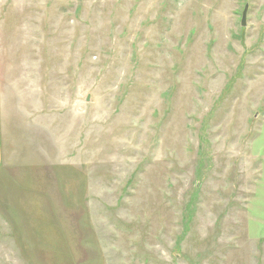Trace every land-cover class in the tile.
<instances>
[{
    "label": "rangeland",
    "instance_id": "rangeland-1",
    "mask_svg": "<svg viewBox=\"0 0 264 264\" xmlns=\"http://www.w3.org/2000/svg\"><path fill=\"white\" fill-rule=\"evenodd\" d=\"M0 68V264H264V0H0Z\"/></svg>",
    "mask_w": 264,
    "mask_h": 264
},
{
    "label": "crops",
    "instance_id": "crops-1",
    "mask_svg": "<svg viewBox=\"0 0 264 264\" xmlns=\"http://www.w3.org/2000/svg\"><path fill=\"white\" fill-rule=\"evenodd\" d=\"M0 70H1V68H0ZM0 82H1V74H0ZM1 87V86H0ZM0 97H2L1 96V89H0ZM3 105H2V101H1V98H0V162H1V160H2V140H3V134H4V125H3Z\"/></svg>",
    "mask_w": 264,
    "mask_h": 264
},
{
    "label": "water",
    "instance_id": "water-1",
    "mask_svg": "<svg viewBox=\"0 0 264 264\" xmlns=\"http://www.w3.org/2000/svg\"><path fill=\"white\" fill-rule=\"evenodd\" d=\"M247 10H248V6H246L245 11L242 12L243 13V15H242V25L243 26H245V24H246V20H247V13H246V11Z\"/></svg>",
    "mask_w": 264,
    "mask_h": 264
}]
</instances>
